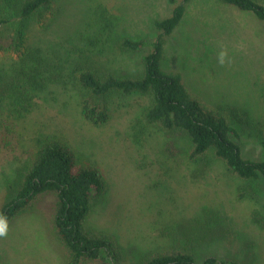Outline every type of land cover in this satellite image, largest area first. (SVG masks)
<instances>
[{"label": "rangeland", "instance_id": "rangeland-1", "mask_svg": "<svg viewBox=\"0 0 264 264\" xmlns=\"http://www.w3.org/2000/svg\"><path fill=\"white\" fill-rule=\"evenodd\" d=\"M171 9L168 0H54L23 20V48L41 58L43 88L33 94V111L7 135L9 148L0 146V203L15 192L35 138L60 137L105 179L104 192L91 197L85 228L114 238L120 264H138L173 244L191 246L197 263L213 256L264 264V226L252 220L256 211L264 222L262 179L233 177L212 155L189 160L190 142L180 132L140 130L137 122L151 103L148 95L113 93L107 101L109 122L101 127L80 114L74 70L86 64L99 75L139 76L142 57L158 34L153 22ZM3 14L9 18L0 26L6 42L21 22L16 10ZM123 38L147 45L126 52L118 45ZM16 59L0 51V77L10 74ZM161 68L179 74L191 95L225 111L243 159H263L264 21L218 0H191L165 39ZM9 104L3 93L0 111ZM55 201L53 193L39 196L32 211L0 231V264L62 263L64 251L51 223Z\"/></svg>", "mask_w": 264, "mask_h": 264}, {"label": "trees", "instance_id": "trees-1", "mask_svg": "<svg viewBox=\"0 0 264 264\" xmlns=\"http://www.w3.org/2000/svg\"><path fill=\"white\" fill-rule=\"evenodd\" d=\"M52 1L0 0V13L16 10L21 22L6 42L0 37V51L17 55L10 74L0 77V97L4 93V97L11 100L9 107L0 111V146L7 149L10 145L7 135L13 132L16 122L33 111L36 107L33 94L43 88V83H39L44 75L42 60L37 52L23 48L26 33L22 22L46 10ZM190 1L168 0L172 5L170 14L153 22L158 34L150 44L149 52L142 57L139 76H120L112 72L99 75L86 64L74 70L72 81L79 95L80 114L89 125L101 127L109 122L107 101L113 93L148 95L151 103L144 108L137 122L140 130L152 127L164 132H180L190 142L189 160L197 162L212 155L223 164L229 175L241 180L260 178L264 182V124L259 129L263 159H243L240 146L234 140L238 138L237 131L231 126L225 111L191 95L179 74L161 68L165 39L181 23ZM218 1L264 21V2ZM8 22V16L0 15V26ZM118 45L123 51L138 52L147 42L123 38ZM32 149L18 173L15 192L0 203V231L14 218L32 211L39 196L53 193L56 201L51 223L53 234L64 251L61 264H120L123 257L114 238L85 228L91 197L100 196L105 190V179L99 167L82 160L64 138L37 137ZM9 189L14 188L10 185ZM207 218L209 222H217L216 216ZM252 220L264 226L256 211ZM190 250L189 245L165 246L149 253L138 264H240L218 261L213 256L197 263Z\"/></svg>", "mask_w": 264, "mask_h": 264}]
</instances>
